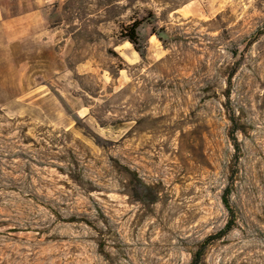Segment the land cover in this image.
Wrapping results in <instances>:
<instances>
[{
  "label": "rangeland",
  "instance_id": "1",
  "mask_svg": "<svg viewBox=\"0 0 264 264\" xmlns=\"http://www.w3.org/2000/svg\"><path fill=\"white\" fill-rule=\"evenodd\" d=\"M0 19V264H190L229 220L228 109L237 226L203 264H264V0H0Z\"/></svg>",
  "mask_w": 264,
  "mask_h": 264
},
{
  "label": "trees",
  "instance_id": "2",
  "mask_svg": "<svg viewBox=\"0 0 264 264\" xmlns=\"http://www.w3.org/2000/svg\"><path fill=\"white\" fill-rule=\"evenodd\" d=\"M129 40L136 44L137 43V32L136 27L130 31ZM236 69L233 70L229 77L228 81V90L226 93V98L228 103L230 104V92L232 88V78L234 74L236 73ZM228 116L229 120L231 122V129H230V139L232 141L233 147H234V155H233V166L231 175L229 177V183L227 184L223 196L222 201L224 204V207L229 213V220L227 221L226 225L223 229L218 231L215 234H212L208 237H206L198 246L197 250L194 252L192 260L190 264H203V261L206 257V254L211 246H213L215 243L223 240L226 238L237 226V215H236V209L231 201V195L234 189V183H235V177L238 174V165L240 163L241 158V145L238 139V132L241 130L238 117L234 113L232 109H228Z\"/></svg>",
  "mask_w": 264,
  "mask_h": 264
},
{
  "label": "crops",
  "instance_id": "3",
  "mask_svg": "<svg viewBox=\"0 0 264 264\" xmlns=\"http://www.w3.org/2000/svg\"><path fill=\"white\" fill-rule=\"evenodd\" d=\"M1 20V19H0ZM4 27H5V23H3V22H0V45L2 44V42H1V38L3 37L2 36V33H5V31H4ZM3 39V38H2Z\"/></svg>",
  "mask_w": 264,
  "mask_h": 264
}]
</instances>
